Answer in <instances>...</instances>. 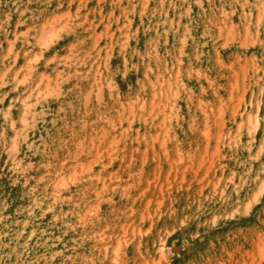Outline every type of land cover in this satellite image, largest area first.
Here are the masks:
<instances>
[{"label": "rangeland", "instance_id": "374dc122", "mask_svg": "<svg viewBox=\"0 0 264 264\" xmlns=\"http://www.w3.org/2000/svg\"><path fill=\"white\" fill-rule=\"evenodd\" d=\"M0 264H264V0H0Z\"/></svg>", "mask_w": 264, "mask_h": 264}, {"label": "bare ground", "instance_id": "6f19581e", "mask_svg": "<svg viewBox=\"0 0 264 264\" xmlns=\"http://www.w3.org/2000/svg\"><path fill=\"white\" fill-rule=\"evenodd\" d=\"M257 119H258V117H257ZM164 247V243H162L161 245H160V248H163Z\"/></svg>", "mask_w": 264, "mask_h": 264}]
</instances>
